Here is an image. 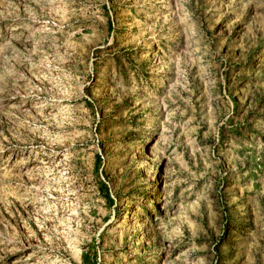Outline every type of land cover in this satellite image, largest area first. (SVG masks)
<instances>
[{"label":"rangeland","instance_id":"1","mask_svg":"<svg viewBox=\"0 0 264 264\" xmlns=\"http://www.w3.org/2000/svg\"><path fill=\"white\" fill-rule=\"evenodd\" d=\"M0 264H264V0H0Z\"/></svg>","mask_w":264,"mask_h":264}]
</instances>
